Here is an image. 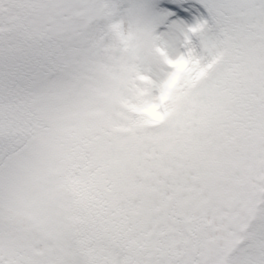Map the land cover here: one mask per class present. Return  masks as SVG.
Returning a JSON list of instances; mask_svg holds the SVG:
<instances>
[{
	"label": "snow or ice",
	"instance_id": "6c2138e0",
	"mask_svg": "<svg viewBox=\"0 0 264 264\" xmlns=\"http://www.w3.org/2000/svg\"><path fill=\"white\" fill-rule=\"evenodd\" d=\"M0 264H264V0H0Z\"/></svg>",
	"mask_w": 264,
	"mask_h": 264
}]
</instances>
